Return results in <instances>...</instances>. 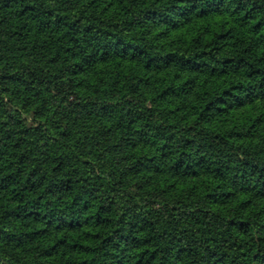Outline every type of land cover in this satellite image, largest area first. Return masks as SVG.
<instances>
[{
    "label": "trees",
    "instance_id": "obj_1",
    "mask_svg": "<svg viewBox=\"0 0 264 264\" xmlns=\"http://www.w3.org/2000/svg\"><path fill=\"white\" fill-rule=\"evenodd\" d=\"M0 264H264V0H0Z\"/></svg>",
    "mask_w": 264,
    "mask_h": 264
}]
</instances>
